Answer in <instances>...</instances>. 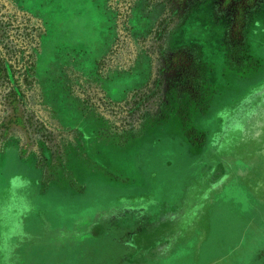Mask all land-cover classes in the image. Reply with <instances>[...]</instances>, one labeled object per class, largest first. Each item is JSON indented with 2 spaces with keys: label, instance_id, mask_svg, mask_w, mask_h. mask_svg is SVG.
I'll use <instances>...</instances> for the list:
<instances>
[{
  "label": "rangeland",
  "instance_id": "374dc122",
  "mask_svg": "<svg viewBox=\"0 0 264 264\" xmlns=\"http://www.w3.org/2000/svg\"><path fill=\"white\" fill-rule=\"evenodd\" d=\"M163 1L0 0V264H264V0Z\"/></svg>",
  "mask_w": 264,
  "mask_h": 264
},
{
  "label": "trees",
  "instance_id": "16d2710c",
  "mask_svg": "<svg viewBox=\"0 0 264 264\" xmlns=\"http://www.w3.org/2000/svg\"><path fill=\"white\" fill-rule=\"evenodd\" d=\"M148 3L151 4H156L157 2L159 4L162 5V12L160 14V16L157 18L155 25L153 26L151 32L149 33V35L147 37H142L141 39H139L142 42L145 41H154V40H161L163 39L166 34L168 33V30L171 26V24L174 22V16L178 17H183L180 13H179V7H171V12H169V15H171L170 17H165V13L167 11V8L165 7L166 2L163 0H147ZM191 8L187 7L186 10L187 12L190 10ZM117 14L120 15L119 10H116ZM128 17V13L125 15V18L127 19ZM138 40V41H139ZM115 41H117V39H115ZM117 42H115L113 44V46L110 48L109 52L102 57L101 59H99L96 62L97 65V70H98V74L100 69H102V66L105 65L106 61L108 59H110V57L116 53V47ZM183 48H178L177 50H182ZM147 50V49H146ZM162 50V49H160ZM148 51H146V55L150 58V60L152 59V57L150 56V53H147ZM28 57V56H27ZM135 59V58H134ZM131 62H133V60ZM151 64L153 63L152 60L150 62ZM169 63V62H168ZM167 63V64H168ZM202 64H191V65H187V67H185L186 69V74H182L185 75V78L187 79V85L189 86V88H195L196 91L197 87L200 86L199 83H196V77H192L191 74H187V72H189L188 69L193 68L195 70V72H197V74H199L201 72V66ZM171 65H168V68ZM182 68L184 69V67H180L175 65L174 68ZM163 69V68H162ZM161 69H159L160 71ZM164 70V69H163ZM200 71V72H199ZM23 77H27L28 75L26 74V71H23L22 73ZM151 76V75H150ZM32 79V78H31ZM156 83L157 87V91L155 92L156 94L159 93L160 88L159 86L162 85V80L159 79H153L151 80L150 77L148 79V81H146V83L144 84V86L140 89H136L134 91H132L125 99L119 101V102H114L112 100H107L105 99L104 96L98 97V102L100 103V107H114L115 109L113 110L114 114H116V121L118 122V125H113V127L111 128L113 131V133L118 132L119 130H122L123 132L127 131V132H133L135 129H137V124L138 121L140 120V118L142 117V119H144L145 117L147 118V116H144V113H140L142 112V109H145L147 107L148 104L153 103L156 104L152 101V99L155 97V93L153 94V88H152V84ZM160 101V98H159ZM157 106H160V104H156ZM145 113L150 112L149 110H144ZM156 113H154L155 115L158 113L157 111H155ZM125 114V115H123ZM128 114V115H127ZM128 119H127V117ZM132 117V119H131ZM135 117V118H133ZM150 118V117H148ZM140 126V124L138 125ZM125 127V129H124ZM127 129V130H126ZM108 132V131H107ZM122 136V135H121Z\"/></svg>",
  "mask_w": 264,
  "mask_h": 264
},
{
  "label": "crops",
  "instance_id": "0c3cea01",
  "mask_svg": "<svg viewBox=\"0 0 264 264\" xmlns=\"http://www.w3.org/2000/svg\"><path fill=\"white\" fill-rule=\"evenodd\" d=\"M112 45H113V44H111V45L109 46V48L106 50V52H105L104 54L101 55L100 59H101L102 57H104V56L109 52V50H110V48L112 47Z\"/></svg>",
  "mask_w": 264,
  "mask_h": 264
}]
</instances>
